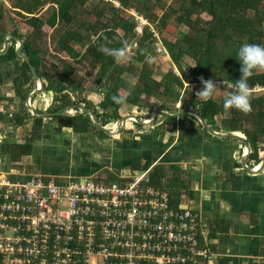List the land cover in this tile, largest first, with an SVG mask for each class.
Segmentation results:
<instances>
[{"label": "crops", "instance_id": "1", "mask_svg": "<svg viewBox=\"0 0 264 264\" xmlns=\"http://www.w3.org/2000/svg\"><path fill=\"white\" fill-rule=\"evenodd\" d=\"M48 6H44V12ZM46 28L49 27L44 25V32ZM153 57L151 77L155 81H160L169 69L174 71L168 55ZM21 61L0 59L1 175L11 181H23L30 175L66 181L94 176L100 170L109 179L114 174L115 179L129 171L166 168L174 173V168H178L190 192L182 194L180 201L195 210L201 228L208 232L210 257L205 264H264V167H257L256 171L254 166L248 165L251 171L243 168L240 142L209 134L194 116L181 111V101L176 103L153 92L142 94L136 105L125 103L118 109L120 117L133 118L126 120L112 136L105 133L102 138L97 129L76 132L70 127L60 128L54 115L46 114L52 99L50 91L42 89L31 97L29 106L37 116L29 108L26 100L35 88V80ZM15 78H19L21 85L15 84ZM120 78L131 81L132 86L137 83V77L129 72L122 73ZM71 79L83 90L80 94L73 90V101L83 100L91 106L87 109L98 114L106 112L100 102L113 93L106 73L79 66L74 68ZM40 81L43 83L41 78ZM183 85L180 95L189 99L190 88L195 85ZM18 87L21 94H26L24 98L17 92ZM117 93L125 98L128 95L121 87ZM158 108L177 113H165ZM37 119H42L40 137L23 146ZM98 122L103 123L99 119ZM116 122L104 126L112 130ZM17 144V150H26L19 156L9 150L10 145Z\"/></svg>", "mask_w": 264, "mask_h": 264}, {"label": "trees", "instance_id": "2", "mask_svg": "<svg viewBox=\"0 0 264 264\" xmlns=\"http://www.w3.org/2000/svg\"><path fill=\"white\" fill-rule=\"evenodd\" d=\"M97 2L93 3L89 0H2L0 2V10L4 7V12L7 9L24 15L25 24L31 28V32L26 36L15 30L11 31V34L22 41L21 51L28 55L31 65L43 80L42 89L52 93L47 112L59 113L67 106L79 103L80 101H73L71 96H74V91L78 94L83 91L80 84L71 79L74 68L68 62H64L59 68L53 64L48 71H42L43 59L40 54H46V48L53 43L56 53L66 54L67 57L74 59L75 63H86L87 69H96L107 74L106 82L111 86L110 90L113 93L100 102V106L106 112L98 114L93 110L97 119L103 121L101 126L116 122L120 117L118 109L123 104L136 105L142 94L161 93L176 103L181 101L183 109L194 110L214 131L224 130L243 135L249 146L247 165L256 166L264 151V71H255L248 81L253 89L257 86L263 88L259 92L253 91L252 110L248 114L235 109L226 113L223 109V100L216 102L212 97L204 102L197 99L196 91L192 92L191 98L183 99L179 90L183 88L184 83L199 85L201 89L203 87L201 77L215 81L212 67L224 74L222 82H234L240 78L241 64L237 56L227 67L214 58V52L233 51L237 55L240 46L245 42L264 44V0H177V6H175L176 2L166 5L163 0H118L120 4L118 8L111 3ZM47 4L49 5L45 10L47 16L41 18L44 6ZM130 9H134L145 18L159 35L179 75H175L173 69H169L160 81H155L151 77L154 62H150L148 58L154 56L156 40L149 26L143 27L141 35L136 33L137 23L128 12ZM157 11L160 15L155 14ZM80 12L82 14H79ZM175 14L178 24L184 23L185 20L190 21L189 30L194 34L193 37L183 34L175 41H169L164 37L163 31H169V20ZM2 15L3 12L0 14V49L6 33L2 27ZM44 25L53 30L63 25L64 30L54 38L50 36L51 34L47 36L43 31ZM69 25H74L76 28ZM136 38L137 42L134 41ZM124 41L132 45L129 49L131 59L128 62H117L109 50L123 47ZM9 43L7 51L0 55L1 60L13 61L18 58L15 53L16 42L9 40ZM73 45L81 49L77 50ZM185 56L194 61V65L190 66L188 71H184L182 67V59ZM21 63L30 74L28 64L25 61ZM124 72L137 77L134 86L120 78ZM15 84L21 85L19 78H15ZM119 87L126 90L128 95L124 103L118 104L112 100V96L118 95ZM17 92L21 94L19 87ZM46 94L48 96V92ZM25 95L21 94L23 98ZM80 103L86 108H91L83 100ZM109 108L111 110L108 113ZM219 115L222 116L220 121L217 119ZM53 117L58 120L60 128L70 127L76 132L96 130L89 116L84 113ZM41 122L42 119L36 120L32 126L31 136L23 146L40 137ZM246 124H251V129L245 128ZM98 133L102 138L106 137L104 132L98 130ZM18 147H20L18 144L10 145V153L19 156L26 151L17 150ZM174 170L169 177L166 175V168H153L150 178L152 183L165 187L174 202L178 203L182 194L186 195L190 192L183 177H180V170L178 168Z\"/></svg>", "mask_w": 264, "mask_h": 264}, {"label": "built area", "instance_id": "3", "mask_svg": "<svg viewBox=\"0 0 264 264\" xmlns=\"http://www.w3.org/2000/svg\"><path fill=\"white\" fill-rule=\"evenodd\" d=\"M100 1L120 6L118 0ZM131 14L136 33L149 26L155 54L167 55L148 21ZM150 174L146 169L115 179L1 178V264L207 263L208 232L198 214L188 203L174 202Z\"/></svg>", "mask_w": 264, "mask_h": 264}, {"label": "rangeland", "instance_id": "4", "mask_svg": "<svg viewBox=\"0 0 264 264\" xmlns=\"http://www.w3.org/2000/svg\"><path fill=\"white\" fill-rule=\"evenodd\" d=\"M89 1L90 2L92 1L93 3H98L97 0H89ZM163 1H164V4L169 5L172 2H173L172 4H174L177 0H175V1H173V0H163ZM0 2H2V0H0ZM99 4H101V3H99ZM177 5H178V3L176 2L175 6H177ZM3 8L4 7H2V10H0V14H2V12H3V15L1 16L2 17V27L4 28V30H6V33H9L11 31L15 30L18 33L26 36L28 33L31 32V28L29 26H27L25 24L24 20H23L24 19V15H20L19 13H16L14 11H10V10H7V9L6 10L4 9L5 10V12H4ZM128 12L130 14L131 13H136L138 16H141L134 9H130ZM79 14H82V12H80ZM155 14L156 15H160V13H158V11L155 12ZM46 15H47V12L43 11L42 15L40 17L41 18H45ZM176 16L177 15L175 14V15H173L170 18L169 26H168V30L169 31H167V32L163 31L164 32L163 33L164 37L167 40H169V41H175L176 39L181 38V36L183 34H188V35H191V37H193L194 34L191 32V30H189L190 21L185 20L184 23L178 24L177 21H176ZM132 17L134 19L133 15H132ZM69 27H72V28L75 27L76 28V26H74V25H69ZM55 28L56 29H54V30L50 29V28H46L47 36L51 34L50 36H53L54 38H57L59 33H61V30L62 31L64 30V26L63 25L62 26L61 25L57 26ZM81 32H82V30H81ZM134 41L137 42V38ZM73 46L77 50L81 49L77 45H73ZM46 50H47L46 54H40L42 59H43L42 71H48V68L51 65H53V64L59 68V67L62 66V64L64 62H68V64L70 66H72L73 68L79 69V66H81V68H84V69L87 68L86 63H75L74 59L67 57L66 54H63V53L62 54H58V53H56L54 48H53V43L51 44V46H49V48H46ZM154 54H155V52H154ZM214 54H215L214 58L217 59L220 62L221 65H226L227 67L231 65L232 60L237 56L236 53L233 52V51H231V52L215 51ZM63 58H65V59H63ZM193 65H194V61L191 58L186 57V56L183 57V59H182V67H183L184 71H188V68L190 66H193ZM177 70L178 69H176V71ZM211 70H212V74L214 75V79H215L214 82L219 87L218 91L214 94L213 98L216 100V102H221L224 99V97L227 95V93L229 92V88L227 87V83L223 84V82L221 81L224 78V74L218 72L213 67L211 68ZM177 72H179V71H177ZM87 73H88V71L85 72V74H87ZM192 90L193 91H198V90H200V86L198 85V86L191 87L190 91H189V94L187 93L189 95L188 98L192 97V92H193ZM257 92H259V91H257ZM72 114L76 115V113H72ZM224 116L230 117V115H224ZM217 119H218V121H220L222 119V116L219 115ZM245 128L251 129V124H246ZM221 131L227 132V131H224V130H221ZM236 134L240 135L239 133H236ZM240 136H243V135H240ZM241 154H242V151H241ZM152 173H153V170H152ZM172 173L173 172H170L168 170L166 172V175L170 177ZM106 174H107L106 172H102V170H100V172H97L94 176H90V177H93V178H97V177L98 178H103V177H105L106 178ZM5 177H6V175H4V174L1 175L0 174V180H2L1 178H5ZM109 177H111V179H113L114 178V174H112V176H109Z\"/></svg>", "mask_w": 264, "mask_h": 264}, {"label": "clouds", "instance_id": "5", "mask_svg": "<svg viewBox=\"0 0 264 264\" xmlns=\"http://www.w3.org/2000/svg\"><path fill=\"white\" fill-rule=\"evenodd\" d=\"M131 47L132 45L129 42L124 41L123 47L119 49H110L109 51L117 62H128L131 59L129 53ZM148 59L150 62H155V57H149ZM237 59L241 64V76L234 82L223 81V84L227 83V87L231 89L223 99V109L226 113L229 110L235 109L248 114L252 110L251 101L253 97V88L249 85L248 81L255 71H264V44L243 43L238 50ZM200 80L203 87L196 91L195 95L197 99L207 102L212 99L219 87L211 79L205 80L201 77ZM129 83L131 84V81H129ZM112 100L119 104L124 103L126 98L120 95H114L112 96Z\"/></svg>", "mask_w": 264, "mask_h": 264}, {"label": "water", "instance_id": "6", "mask_svg": "<svg viewBox=\"0 0 264 264\" xmlns=\"http://www.w3.org/2000/svg\"><path fill=\"white\" fill-rule=\"evenodd\" d=\"M9 40H14L16 42V46H15L16 56L28 64L29 71L32 74L33 79L36 82L35 88L32 90V92L30 93V95L28 96V98L26 100V102L29 106L31 97L33 95L37 94L38 91L42 88V82L40 81L39 75L37 74L35 68L31 65L28 55L21 51L22 41L19 40L17 37L13 36L11 33H5L3 40H2L3 43H2V48L0 49V55H3L7 51V49L9 48V45H10ZM29 108H31V106H29ZM31 110H32V108H31ZM77 110L80 113L87 114L97 130H100V131H102L108 135H111V136L120 131L123 123L129 117V116H121L116 122L115 130L112 131V130H108L105 126H101L98 122V119H97L95 113L93 111L87 109L85 106H83L81 104H71V105L67 106L62 112L54 113V114H51V113H46V114L49 116L50 115L66 116V115L72 114V112L77 111ZM158 110L165 112V113H169V114H176L177 113V110L170 111V110H165L162 108H158ZM181 111L183 113L190 114V115L194 116V118H196L197 121L200 123L201 127L206 132H208L209 134L214 135V136H218V137L230 138L232 140H237L238 142H240L243 145L240 163L244 169H246L247 171H251V169L248 167L247 162H246L247 153L249 151V146H248L247 141L242 136H238L232 132L214 131L211 128H209V126L206 124V122L198 114H196L193 110L182 109ZM32 112L35 116H37L33 110H32ZM142 124H144V123H142ZM256 167H258V169L264 167V151L262 153V158H261L260 162L256 166L253 167L254 171L258 170V169L255 170Z\"/></svg>", "mask_w": 264, "mask_h": 264}, {"label": "bare ground", "instance_id": "7", "mask_svg": "<svg viewBox=\"0 0 264 264\" xmlns=\"http://www.w3.org/2000/svg\"><path fill=\"white\" fill-rule=\"evenodd\" d=\"M35 84H36V82H35ZM132 118H133L132 116H129L127 120H131ZM115 128H116V126H115ZM115 128H114V129H112V131H114V130H115ZM246 153H247V152H246ZM256 168H257V167H256Z\"/></svg>", "mask_w": 264, "mask_h": 264}]
</instances>
